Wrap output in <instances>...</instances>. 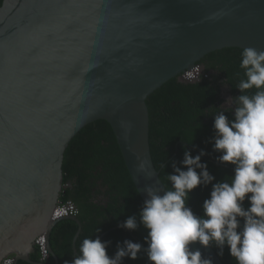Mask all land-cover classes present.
<instances>
[{"label":"water","instance_id":"water-1","mask_svg":"<svg viewBox=\"0 0 264 264\" xmlns=\"http://www.w3.org/2000/svg\"><path fill=\"white\" fill-rule=\"evenodd\" d=\"M225 47L264 51V0H3L0 264L11 255L35 262L42 235L54 253L61 219L76 220L78 236L80 218L54 211L66 149L93 121L110 123L144 201L146 186L168 190L152 156L147 99L172 78L200 80V59ZM191 247L225 264L212 245Z\"/></svg>","mask_w":264,"mask_h":264},{"label":"trees","instance_id":"trees-1","mask_svg":"<svg viewBox=\"0 0 264 264\" xmlns=\"http://www.w3.org/2000/svg\"><path fill=\"white\" fill-rule=\"evenodd\" d=\"M2 3L3 0H0V5ZM243 49L225 47L212 51L199 61V64L206 66L200 80L184 82L175 77L149 95L151 151L168 190L171 189V182L167 176L174 174L172 162H176L182 170H187L180 163L186 148L193 156L199 154L201 149L207 152L201 162L207 163L210 174L215 177L213 184L231 181L234 176V165L218 162L221 153L214 151V116L225 110L229 119L234 118L232 109L235 106H226L227 99L222 95L221 87L225 81L229 88L227 93L234 102L235 97L241 94L236 86L245 78L244 70L240 67ZM217 68L223 76L218 73L213 76L211 69ZM254 91L249 90L248 94ZM63 169L64 183L69 185L63 187L60 200H72L76 204L82 226L76 237L79 230L76 220L64 218L55 224L50 238L55 258L50 253L45 264L71 262L79 254L82 241L97 236L104 242H110L107 248L110 257L115 255L117 244L122 245L125 240L140 243L143 248L148 247L145 240L147 230L139 221L144 200L134 184L116 135L107 120L99 119L87 124L73 137L65 152ZM211 190L212 184L201 185L190 193L188 206L194 214L203 215V203L210 198ZM243 206L247 208L250 204L245 200ZM131 216L137 217L136 230L119 226ZM75 246L78 253L74 250ZM212 246L217 252L220 251L214 243ZM41 257L37 245L31 259L40 261ZM221 258L225 264H236L228 246H225ZM10 264L38 263L19 259ZM122 264L150 262L142 250L137 259L125 257Z\"/></svg>","mask_w":264,"mask_h":264},{"label":"clouds","instance_id":"clouds-1","mask_svg":"<svg viewBox=\"0 0 264 264\" xmlns=\"http://www.w3.org/2000/svg\"><path fill=\"white\" fill-rule=\"evenodd\" d=\"M241 57L245 78L236 86L241 94L235 97L234 118L229 119L225 110L214 116V151L221 153L218 162L234 165L231 181L213 184L215 177L207 163L201 162L207 152L201 149L193 156L186 148L180 163L187 170L172 162L174 174L167 176L170 190L151 185L145 188L148 198L139 221L147 230V248L125 240L110 257V242L98 236L85 238L79 254L65 264H122L125 257L137 259L142 250L150 264H213L210 258H202L199 249L192 250L196 242L204 247L214 243L220 256L228 246L236 264H264V51L247 47ZM252 89L255 91L249 95ZM138 171H145L143 164ZM209 184L212 190L203 203V215H196L188 206L190 193ZM245 200L250 204L247 208ZM119 226L136 230L137 217L131 216Z\"/></svg>","mask_w":264,"mask_h":264},{"label":"built area","instance_id":"built-area-1","mask_svg":"<svg viewBox=\"0 0 264 264\" xmlns=\"http://www.w3.org/2000/svg\"><path fill=\"white\" fill-rule=\"evenodd\" d=\"M199 74H200V69L196 68L192 71L187 72L186 76L188 78H193V77H198ZM77 214H78V208L75 205V203L72 201L63 202L60 200L54 211V217L57 219L65 217V216H77ZM45 237H46L45 235H42L41 237H39L37 240V245L39 246L42 255L47 256L49 254V250L47 247V241ZM12 258L13 257L11 255L3 262V264L12 263L13 262Z\"/></svg>","mask_w":264,"mask_h":264},{"label":"flooded vegetation","instance_id":"flooded-vegetation-1","mask_svg":"<svg viewBox=\"0 0 264 264\" xmlns=\"http://www.w3.org/2000/svg\"><path fill=\"white\" fill-rule=\"evenodd\" d=\"M202 64V63H201ZM201 68L203 69V71L206 69V66L204 65V64H202L201 65ZM219 68H217V70H213V69H211V72H212V74H213V76H215V75H217V73L220 75H222L223 76V73L220 71V69L218 70ZM204 74V73H203ZM202 75V74H201ZM201 77V76H200ZM180 81H184V80H182V79H180ZM185 82V81H184ZM221 89H222V95L228 100L229 98H232V96H230V94L229 93H227V91L229 90V88L227 87V86H225V85H223L222 87H221ZM230 92V91H229ZM231 93V92H230ZM232 94V93H231ZM234 105L235 106V102H234V99H232L231 100V103L229 104H227L226 103V106H231V105ZM232 105V106H233ZM69 185V183L68 184H65L64 183V186H68ZM66 201H72V200H66ZM66 201H63V202H66ZM73 202V201H72ZM76 205V204H75ZM50 238H51V234H50ZM49 238V242H50V246H51V248H52V245H51V239ZM39 247V246H38ZM37 250V246L35 247V250L33 251V252H31L30 253V257H31V254L32 253H34L35 251ZM52 250H53V248H52ZM53 252H54V250H53ZM51 252H49V254H50ZM49 254L47 255V256H44V255H42V253H41V255H42V257H41V260L40 261H35L34 263H38V264H45L44 263V261L46 260V258L49 256ZM53 255H54V258H55V253H52ZM13 259V262L15 261L14 260V258H12ZM33 260V259H32ZM53 264H55V261H54V263Z\"/></svg>","mask_w":264,"mask_h":264},{"label":"rangeland","instance_id":"rangeland-1","mask_svg":"<svg viewBox=\"0 0 264 264\" xmlns=\"http://www.w3.org/2000/svg\"><path fill=\"white\" fill-rule=\"evenodd\" d=\"M227 101H228V100H227ZM228 103L230 104V103H231V100H230ZM228 103H227V104H228Z\"/></svg>","mask_w":264,"mask_h":264}]
</instances>
